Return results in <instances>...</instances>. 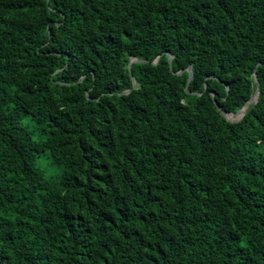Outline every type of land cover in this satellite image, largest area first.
Segmentation results:
<instances>
[{
    "label": "trees",
    "instance_id": "16d2710c",
    "mask_svg": "<svg viewBox=\"0 0 264 264\" xmlns=\"http://www.w3.org/2000/svg\"><path fill=\"white\" fill-rule=\"evenodd\" d=\"M0 264H264V0H0Z\"/></svg>",
    "mask_w": 264,
    "mask_h": 264
},
{
    "label": "water",
    "instance_id": "95a60500",
    "mask_svg": "<svg viewBox=\"0 0 264 264\" xmlns=\"http://www.w3.org/2000/svg\"><path fill=\"white\" fill-rule=\"evenodd\" d=\"M46 1L48 2V0H46ZM167 56H168V66L171 67V60H172V58H171L170 54H167ZM158 59H159V57H157V58L154 60V62H153L152 64H156V63L158 62ZM132 63H146V62H145V61H141V60H137V59H134V58H130L129 61H128V65H127V69H128V70H129L130 65H131ZM128 72H129V76H130V79H131L132 88H134V86H135L134 80H133V78L131 77L130 71H128ZM181 73H182V71H179V72L176 73V75H180ZM253 77H254V79H255L256 90H255V92L251 95V97H250V99L248 100V102H246V103L242 106V108H240V109H239L236 113H234V114H226V113H224L219 107H217V110L219 111L220 115H221L222 117H224L228 122H231V123H232V122H236V121L240 120V119L243 117V115H244V113H245V109L248 107V105H250L251 103H255V102L257 101V97H258L259 89H258V83H257V81H256L255 71H254V73H253ZM190 81H191V70H190V68H188V77H187V80H186L185 89H187V87H188ZM127 93H129V90L123 92V94H127ZM211 96H212V99L214 100V98H213V94H212Z\"/></svg>",
    "mask_w": 264,
    "mask_h": 264
},
{
    "label": "rangeland",
    "instance_id": "374dc122",
    "mask_svg": "<svg viewBox=\"0 0 264 264\" xmlns=\"http://www.w3.org/2000/svg\"><path fill=\"white\" fill-rule=\"evenodd\" d=\"M40 165V164H39ZM50 175V174H49Z\"/></svg>",
    "mask_w": 264,
    "mask_h": 264
}]
</instances>
